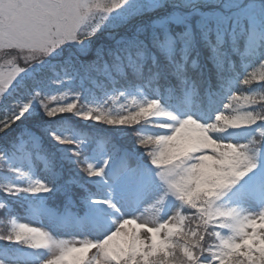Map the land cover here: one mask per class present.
Returning <instances> with one entry per match:
<instances>
[{"label": "snow or ice", "instance_id": "1", "mask_svg": "<svg viewBox=\"0 0 264 264\" xmlns=\"http://www.w3.org/2000/svg\"><path fill=\"white\" fill-rule=\"evenodd\" d=\"M0 264H264V0H0Z\"/></svg>", "mask_w": 264, "mask_h": 264}]
</instances>
